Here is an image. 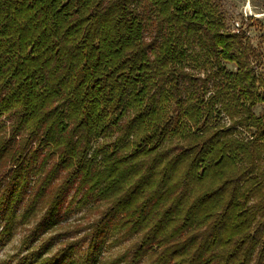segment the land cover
I'll return each instance as SVG.
<instances>
[{
	"label": "trees",
	"instance_id": "16d2710c",
	"mask_svg": "<svg viewBox=\"0 0 264 264\" xmlns=\"http://www.w3.org/2000/svg\"><path fill=\"white\" fill-rule=\"evenodd\" d=\"M251 51L214 0H0V245L102 204L81 262L31 264H99L109 241L130 244L107 264H264Z\"/></svg>",
	"mask_w": 264,
	"mask_h": 264
},
{
	"label": "rangeland",
	"instance_id": "374dc122",
	"mask_svg": "<svg viewBox=\"0 0 264 264\" xmlns=\"http://www.w3.org/2000/svg\"><path fill=\"white\" fill-rule=\"evenodd\" d=\"M214 3L224 20L226 30L244 35V39L252 49L248 53L249 61L256 74L264 77V0H214ZM222 65L230 72L236 70L233 64L224 62ZM259 95H262L260 90ZM236 109H238L237 106ZM262 110L263 105L258 101L253 108V113L255 116H260ZM217 122L225 126L230 123L223 113L217 117ZM7 131L8 129L4 128L0 132V137L6 135ZM252 131L253 128L235 130V135L246 138ZM50 165L48 164L45 168L48 169ZM43 174L44 171L31 178L30 186L39 185ZM32 190L34 192V188ZM103 208L102 204L74 207L58 227L45 231L37 241L26 246L24 244L26 237L29 236L30 231L43 214V210L39 211L36 218L31 219L28 223L16 225L11 236L0 245V264H17L20 261L23 264H31L30 253H45V256H51L61 250L69 254L73 262H81L85 257L84 241L89 231L88 227L99 216V212ZM129 244L130 242L115 244L109 241L106 243L99 255L101 264H107L122 254Z\"/></svg>",
	"mask_w": 264,
	"mask_h": 264
}]
</instances>
